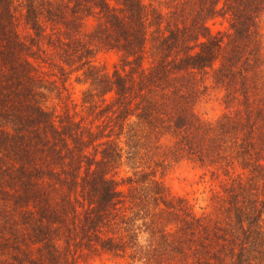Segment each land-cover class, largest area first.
Listing matches in <instances>:
<instances>
[{
  "label": "trees",
  "instance_id": "16d2710c",
  "mask_svg": "<svg viewBox=\"0 0 264 264\" xmlns=\"http://www.w3.org/2000/svg\"><path fill=\"white\" fill-rule=\"evenodd\" d=\"M8 2L0 0V32L7 41L0 54L22 83L30 63L17 59L23 44L9 21ZM40 3L24 2L27 24L37 36ZM263 10L264 0H162L159 7L145 0L57 1L59 41L71 47L90 22L83 35L116 50L119 66L101 72L88 60L84 71L88 86L81 99L98 135L78 121L57 120L33 91L24 112H5L14 133L0 132V149L15 140L31 164L19 163L18 186L9 184L10 197L24 203L22 225L31 249L21 248L11 218L10 264H70L88 252L115 263L129 258L141 264H264V82L255 29ZM219 15L229 16L228 42L208 25ZM77 39L84 51L94 52ZM146 49L154 55L147 65ZM210 71L239 103L218 127L195 118L192 108L197 74ZM122 135L132 156L166 152L199 167L222 168L225 178L214 194L220 215L197 213L185 199L171 196L155 178V167L118 179ZM38 159L53 166L46 170L52 197L39 183L44 176ZM226 159L236 160L245 174L232 175L222 164ZM0 191L6 194L2 184ZM59 229L66 232L64 250Z\"/></svg>",
  "mask_w": 264,
  "mask_h": 264
},
{
  "label": "rangeland",
  "instance_id": "374dc122",
  "mask_svg": "<svg viewBox=\"0 0 264 264\" xmlns=\"http://www.w3.org/2000/svg\"><path fill=\"white\" fill-rule=\"evenodd\" d=\"M57 1L41 0L42 3L38 4L37 18L42 26L40 36L35 34L29 23L27 24V18L24 15L25 0H9L8 2L10 5L9 21L23 44V47L17 51H20L17 59L25 58L30 64L28 72L21 74L26 77L21 83L17 81L19 80L18 76L14 75L11 66L0 54V132L14 133L13 124L9 122L11 119L5 115V112L9 108L18 109L17 114L24 112L27 108V106L23 108L24 103L30 101L33 91L34 100L46 111L52 112L57 120L69 118L80 122L85 128L91 127L96 135L101 133L95 123L94 125L90 123L91 117L87 114L82 103V91L88 86L84 71L87 69L88 60H91L90 62L97 70L111 73L119 66V53L116 50L94 44L83 35L91 30L90 22H86L81 27L80 38H73L71 47L63 45L58 39L59 36L63 37V34L55 24ZM159 1L162 0H145L146 3H153L158 7ZM48 18L49 20H47ZM208 25L213 33L220 32L219 35L223 36V42H228L230 34L228 15H219L210 20ZM255 29L258 40H260L262 63L258 70L260 72L259 81L263 80L264 82V10L260 12L256 20ZM76 39L90 45L94 52L84 51L78 42L74 41ZM6 43L7 41L0 32V49L5 50ZM68 48L69 50H66ZM147 49L144 56L145 65L152 62L154 58V55H150V50L147 51ZM92 54L94 55L92 56ZM216 65H218V61ZM196 80L198 89L195 93L196 97L192 101L195 118L218 127L224 121L225 114H229V116L235 114L234 110L239 103L228 95L230 88L214 81L211 71L207 74H197ZM118 143L123 148V157L117 169L118 179L121 176L123 178L133 177L135 169L140 170L147 166L155 167V178L165 186L171 196L185 199L197 213H207L211 217L220 215V209L217 210V206H215L217 203L214 194L219 191L220 183L225 178L222 168H217V165L212 164L199 167L192 161L182 159L179 155L169 157L166 152L153 155V157H150V154L132 156L128 153L129 150L123 135L118 138ZM10 146L7 150L0 149V166L3 171L0 172V185L2 184L6 190L5 195L0 191V264L12 262L14 251L11 246L14 240H12L9 229L11 218L19 228L17 240L21 248L31 249L26 245L28 238L26 229L22 225L21 214L24 203L21 198H18L16 204L15 199L9 195L12 192L9 184H11L10 186L17 185L21 176L20 172L16 170L19 163L26 167H30L31 164L27 162V158L22 157L21 151H19V142L14 140ZM38 162L43 169H39V174L44 176L42 181L39 180V183H44L47 193L50 194L49 197H52V181L46 175L48 173L46 170L53 166L41 165L40 159ZM222 164L227 165L232 175L235 172L245 174L234 159H226L222 161ZM2 196L5 199H2ZM55 233L60 234L59 244L61 250H64L67 244V242L65 243V230L59 229ZM32 247V256L35 257L38 245L35 244ZM70 248L74 250L73 245ZM68 256L70 259V253ZM130 261L129 258H124L120 263H115L112 260H107L105 255L88 252L87 254L82 253L76 263L70 261V264H141Z\"/></svg>",
  "mask_w": 264,
  "mask_h": 264
}]
</instances>
